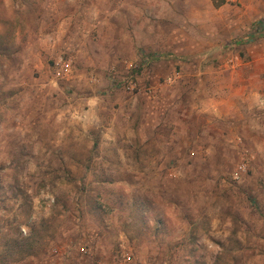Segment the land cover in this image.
<instances>
[{
	"label": "rangeland",
	"instance_id": "rangeland-1",
	"mask_svg": "<svg viewBox=\"0 0 264 264\" xmlns=\"http://www.w3.org/2000/svg\"><path fill=\"white\" fill-rule=\"evenodd\" d=\"M0 264H264V0H0Z\"/></svg>",
	"mask_w": 264,
	"mask_h": 264
},
{
	"label": "crops",
	"instance_id": "crops-1",
	"mask_svg": "<svg viewBox=\"0 0 264 264\" xmlns=\"http://www.w3.org/2000/svg\"><path fill=\"white\" fill-rule=\"evenodd\" d=\"M95 112H97V110H95ZM116 219H117L116 222L122 225V228L124 229L123 224H125V222L122 221V219L119 217H117ZM160 221L156 220V218H153V220L149 221V223L145 227H142V224L139 222L141 224L139 226L140 228L139 231L141 232V237H143L144 239L132 240L130 237H128L126 231L121 232L120 239L123 240V237L125 238L128 237V240L131 239V241L135 243L133 246H135L138 251L140 250L142 253H146L148 251V253H150L151 248L154 247V241L156 239V235H158V233L155 232L156 228L159 227L160 224L162 225L164 224V220H160ZM105 248H108V246H106Z\"/></svg>",
	"mask_w": 264,
	"mask_h": 264
},
{
	"label": "built area",
	"instance_id": "built-area-1",
	"mask_svg": "<svg viewBox=\"0 0 264 264\" xmlns=\"http://www.w3.org/2000/svg\"><path fill=\"white\" fill-rule=\"evenodd\" d=\"M132 67V66H131ZM70 64L69 62H62L61 60L56 64L54 74L57 78H65L70 74ZM127 261H130V257L126 258Z\"/></svg>",
	"mask_w": 264,
	"mask_h": 264
}]
</instances>
